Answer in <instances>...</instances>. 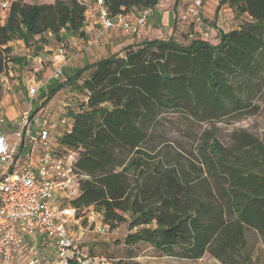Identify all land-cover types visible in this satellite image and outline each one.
I'll use <instances>...</instances> for the list:
<instances>
[{"label":"trees","instance_id":"trees-1","mask_svg":"<svg viewBox=\"0 0 264 264\" xmlns=\"http://www.w3.org/2000/svg\"><path fill=\"white\" fill-rule=\"evenodd\" d=\"M104 1L114 17L156 10L162 0ZM226 4L248 20L218 30L216 44L145 39L81 69L45 98L47 104L64 88L77 91L75 108L64 114L70 129L57 141L79 152L77 168L86 176L70 206L83 224L95 214L110 230L127 225V248L145 244L180 260L209 255L221 264H254L248 232L264 244V143L242 131L225 147L215 130L253 110L264 71V0H220L218 11ZM86 12L83 0H11L0 18V76L11 64L26 65L12 53L15 41L38 57L47 36L59 43L85 38ZM204 123L211 129L201 132L196 153L164 141L172 130Z\"/></svg>","mask_w":264,"mask_h":264},{"label":"built area","instance_id":"built-area-1","mask_svg":"<svg viewBox=\"0 0 264 264\" xmlns=\"http://www.w3.org/2000/svg\"><path fill=\"white\" fill-rule=\"evenodd\" d=\"M205 0H190L181 18L186 24L203 26ZM87 17H94L102 26L98 37L88 46L99 43L100 37L119 31L125 36L140 35L155 10H143L136 17L119 14L112 17L104 0H83ZM10 3L0 2V10L9 9ZM210 36L209 28L203 34ZM65 45L55 51L52 79L59 81L65 69L76 59ZM35 77L26 82L29 108L13 122H7L0 113V262L1 264H97L78 242L72 227L82 230L77 209L70 206L81 194L79 152L66 149L56 142L55 129L47 123L35 133L32 125L36 115L32 110L39 96ZM56 124L62 134L71 126L70 118L58 114ZM106 235L110 227L101 224L94 231ZM53 252V258L47 253Z\"/></svg>","mask_w":264,"mask_h":264},{"label":"rangeland","instance_id":"rangeland-1","mask_svg":"<svg viewBox=\"0 0 264 264\" xmlns=\"http://www.w3.org/2000/svg\"><path fill=\"white\" fill-rule=\"evenodd\" d=\"M4 1L9 3L11 2V0H0V2ZM50 1L51 0H24V3L33 6L46 4ZM183 4L184 6L180 11L181 14H179V17H177V22L174 23V19L171 18V23L167 27H154L149 29V23L154 22L155 17H157V15H155L152 19L151 17L148 19L146 27L140 34L141 37L138 35L125 36L123 33L115 30L107 34V39H110V41L115 43L114 47L116 46V42L118 44L119 42L121 43L125 41H131L130 43L132 44L145 39H169L171 37L185 45L189 44L194 39H202L212 44H216V32L210 24V22L213 21L212 16L209 17V13L207 11L205 12L204 9L202 13V20L204 22L203 26H200L196 23H192L190 25L186 24L182 20L181 16L187 9L188 4H190V0H185L184 3L182 2V5ZM208 5L210 10L213 9L212 0L209 1ZM7 15L8 10H0V18L3 22ZM233 27L234 25L226 26L224 30L232 29ZM206 28H209L210 32V36L208 38L203 35ZM172 29L173 31L171 32ZM144 34L145 37H143ZM110 35L111 37L109 38ZM47 38L48 46H46V48L44 46V49L41 53L45 55L43 56V58H45V62L43 61L44 70L41 69L42 71L38 70L36 73L33 72L35 67H33L34 65L29 62L22 67L11 64L8 75L0 76V113L6 114L8 113V110L11 109L9 111L10 116L13 117L16 115L14 116V119H12V122L22 112L27 110L30 105L25 85L27 75H31L29 77L36 78V82L40 88L39 96L45 94V97H41L40 99L38 96L34 102L35 104L32 105L33 112L37 114L36 122L34 125H32V131L34 133L47 125V123L51 122L50 120H52V116L49 117V114L62 113L63 116H65L64 114L67 113V110L70 107L73 109L75 108V104L78 99L76 97L78 93H75L77 91H71L69 88H64L57 92L47 104L44 103L45 98L48 96L46 95L48 90L45 89L48 86L50 79H52L54 72V62L52 63L49 59V55L52 53H48L44 50L53 46L56 51L61 45H65L66 50L71 54L80 55L82 53L86 56V52L88 51L85 49L78 51L76 47L71 45V43H59L51 36H47ZM103 38H105L104 35L100 37L99 41L101 42ZM22 49L25 52L17 50L16 56L24 57V54L32 56L33 50L31 48L22 47ZM27 50H29V52ZM105 50L111 51V48L108 47V49ZM90 54L91 52H89L87 56H93V54ZM76 60L77 58L73 62ZM251 99L253 105L252 111L243 113L241 116L227 117L216 123V135L223 146H233L236 135L242 131L256 136L264 143V71L261 78L255 81V88ZM16 111H18V113H16ZM205 129H211L208 123L201 124L195 129H175L166 135V140L164 141H167L170 145H172L173 149L177 152H183L185 154V150H192L196 153V142L201 132ZM58 139L59 137L57 138V141ZM90 217L93 219V221L83 224L81 220V232L78 233V229L74 232L78 233L76 238H80L81 236L84 237L83 239L78 240V242L81 244L83 250H85L91 257L98 259L97 264H221L218 260L212 258L209 255H206L204 258L196 261L180 260L163 256L145 244L138 245L134 248H127L123 243L127 234L129 233L127 225L122 224L117 229L110 230V232L106 235H97L94 231L101 225L100 218L95 214H91ZM248 241L250 250L253 252L254 264H264V244L262 243L261 239L254 232H248Z\"/></svg>","mask_w":264,"mask_h":264},{"label":"crops","instance_id":"crops-1","mask_svg":"<svg viewBox=\"0 0 264 264\" xmlns=\"http://www.w3.org/2000/svg\"><path fill=\"white\" fill-rule=\"evenodd\" d=\"M54 1L55 0H51L49 3H46V4H53ZM184 1L185 0H162L160 2L159 6L157 7V9L155 10V12L151 15V19L155 15H157V17H155L154 22L149 23L148 28L152 29L154 27H160V28L161 27H167L171 23V18L174 19V23L177 22V17H179V14H181L180 11L182 10V8L184 6V4L182 5V2L184 3ZM209 1L210 0H205L203 10L205 9V12L207 11L209 13V17L212 16L213 21H211L210 24L212 25V27L214 28V30L216 32V37H217L216 41L217 42H218V38H219V36H218L219 31L218 30H221L223 32H230V31L239 29L240 25L244 21L248 20L247 15H239V13L235 9V7H232L229 4L222 6L218 11L220 0H212V5H213L212 8L213 9L210 10L209 5H208ZM217 11H218V13H217ZM138 14H139V12L138 13H132L131 15L136 17ZM209 19H211V18H209ZM232 19H234V20H232ZM235 19H237V20H235ZM231 25H234V27L232 29L224 30L226 28V26H231ZM84 31L86 33L85 38L68 37L66 39V42H63V43H71V45L73 47H76V49L78 51H82L83 49L88 50L86 52V56H85V54H82V53L80 55L76 54L77 60L75 62H73L72 64H70L65 69L64 76L62 77L61 80L56 81V80L50 79V81L48 82V86L45 89V90H48V93L51 92L52 90L56 89L57 86L59 84H61L62 82L64 83L65 81H67L71 77L75 76L81 69H83L87 66H90L91 64H94V63L100 61L101 59L106 58L112 54L119 53L126 46L131 45V43H130L131 41H125V42H121V43L119 42L118 44L116 42V46L114 47L115 43L110 41V39L109 40L107 39V34H108L107 33L104 35L105 38H103L101 40V42H99V43H97L91 47L88 46V41L93 39L94 37H97L102 32V26L100 24H98V22L96 21V19L94 17L88 18V22L86 24ZM172 31H173V29L171 30V32ZM138 36L141 37V35H138ZM110 37H111V35L109 36V38ZM143 37H145V34ZM157 39H160V38H157ZM139 42H135V43H139ZM22 47H24V48L27 47L22 41H15V42L11 43L13 55L14 56L17 55V50L24 51L22 49ZM108 47L111 48V51L105 50V49H108ZM27 51L29 52V50H27ZM44 51H46L48 53H52L51 55H49V59L53 63L55 61V59H54L55 58V49L53 48V46L51 48H47ZM89 52H91V54H93V56H90V57L87 56L89 54ZM41 53L38 57H33L31 55L24 54V57H20V58L25 59V64H27L28 62L32 63L34 65L33 67H35L33 72L36 73V72H38V70L39 71L41 69L44 70L43 69V67H44L43 61L45 62V58H43V56H45V55H43ZM16 57H18V56H16ZM53 67H54V65H53ZM29 76H31V75H27V77H26L25 85H26V82H27V79ZM48 93H46V95H48ZM39 97H40V99H41V97L44 98L45 94L40 95ZM10 110L11 109H9L8 113L5 114L8 122H12V119H14V116H16V115H14L13 117L10 116V113H9ZM16 113H18V111H16ZM51 116H52V118H51L52 120H50L51 121L50 124H51V127H53V129H55L54 138L57 140V138L58 137L60 138V135L62 134V126H59L58 124H56L58 114L51 113V115L49 114V117H51ZM77 229L78 228H76V227L71 228V231L73 232V235H75V237L78 235V233L81 232L80 229H78V230ZM75 230H77L78 233H75L74 232ZM83 238L84 237L81 236L80 238L78 237L77 240H80ZM46 250H47L48 256L50 258H53L52 250L50 248H47ZM0 264H1V262H0Z\"/></svg>","mask_w":264,"mask_h":264}]
</instances>
